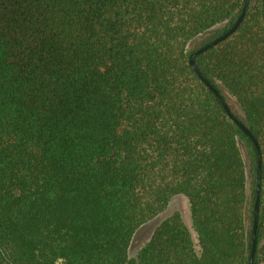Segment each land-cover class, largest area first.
<instances>
[{
	"label": "trees",
	"instance_id": "16d2710c",
	"mask_svg": "<svg viewBox=\"0 0 264 264\" xmlns=\"http://www.w3.org/2000/svg\"><path fill=\"white\" fill-rule=\"evenodd\" d=\"M264 0L195 59L261 154ZM244 0H0V264H248L257 151L188 64ZM231 112H233L230 107ZM129 259L136 231L171 197Z\"/></svg>",
	"mask_w": 264,
	"mask_h": 264
},
{
	"label": "water",
	"instance_id": "95a60500",
	"mask_svg": "<svg viewBox=\"0 0 264 264\" xmlns=\"http://www.w3.org/2000/svg\"><path fill=\"white\" fill-rule=\"evenodd\" d=\"M249 0H244L243 8L236 19V21L225 31L221 32L219 35L212 37L210 40L206 41L202 45H200L198 48H196L193 52H191L188 56V64L190 68L194 71V73L198 76L200 81L220 100L227 117L252 141V143L255 146V149L257 151V167H256V173H257V181H256V192H255V200L253 204V221H252V228H251V246H250V253H249V260L248 264H253L254 254L256 252V231L258 226V214H259V202H260V169H261V154L260 149L257 143V140L252 135V133L249 131L248 127L241 121V119L237 118L232 112L225 101V98L220 93V91L212 85L207 79H205L201 71L198 69L195 59L197 56L201 55L202 53L206 52L210 48L216 46L220 42L226 40L228 37H230L240 26L244 15L246 13L247 7H248ZM263 17H264V3H263Z\"/></svg>",
	"mask_w": 264,
	"mask_h": 264
},
{
	"label": "rangeland",
	"instance_id": "374dc122",
	"mask_svg": "<svg viewBox=\"0 0 264 264\" xmlns=\"http://www.w3.org/2000/svg\"><path fill=\"white\" fill-rule=\"evenodd\" d=\"M217 30L208 32L207 34L201 35L195 38L194 40H192L188 45V50L192 51L193 49L198 48L200 45H202L206 41L210 40L212 37H214ZM229 104L233 112H235L238 115V117H240V119L243 118L242 113L240 112L236 104L231 100H229ZM175 212L180 214L182 221L184 222L185 226L190 231L194 241H196L195 234H194L192 224H191L188 201L182 195H175L171 197L169 204L167 205L163 213H161L160 215H158L156 218L146 223L145 225L141 226L136 231L131 241L130 247H129V259L136 257L137 252L149 240L154 229L161 223V221Z\"/></svg>",
	"mask_w": 264,
	"mask_h": 264
}]
</instances>
